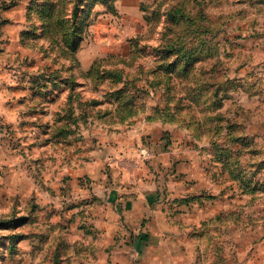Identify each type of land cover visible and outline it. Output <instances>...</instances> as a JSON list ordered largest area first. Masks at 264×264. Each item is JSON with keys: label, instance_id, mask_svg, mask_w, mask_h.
Masks as SVG:
<instances>
[{"label": "rangeland", "instance_id": "rangeland-1", "mask_svg": "<svg viewBox=\"0 0 264 264\" xmlns=\"http://www.w3.org/2000/svg\"><path fill=\"white\" fill-rule=\"evenodd\" d=\"M5 5L0 264H264V0Z\"/></svg>", "mask_w": 264, "mask_h": 264}, {"label": "crops", "instance_id": "crops-1", "mask_svg": "<svg viewBox=\"0 0 264 264\" xmlns=\"http://www.w3.org/2000/svg\"><path fill=\"white\" fill-rule=\"evenodd\" d=\"M11 7V6H10ZM8 7V8H6V9H4L3 11L2 10H0V15L3 17V18H5V19H3V20H1V21H6L4 24H0V28L2 29L1 31L3 32H6V34L5 35H7L8 34V36H11L12 35V33L10 34L9 33V31H10V29H9V22H11V23H13V21L14 22H17V21H19L18 19H16V17H15V15L13 14V13H16V9H14L13 7ZM0 16V17H1ZM12 26H13V24H12ZM11 39H7V41L6 42H9ZM12 42H13V39L11 40ZM4 53L5 54H7V55H9L10 54V52H8L7 50H4ZM121 154L123 155V153H122V148H120V147H118V149L117 150H114L113 152H112V155H113V157H112V159L114 160V159H117V158H119L118 156H120L121 157ZM95 158V157H94ZM118 160V159H117ZM127 201H123V198H121L120 200H118L117 202H116V204H117V206L118 205H120V208H122L123 209V203H125V205H127V206H129L130 207V204L132 203L131 201H129L130 199L129 198H127L126 199ZM154 198L152 197V196H148L147 198H145V197H143V196H140L139 194L136 196V201L134 202L135 204H134V207L136 208V207H138V209H139V211H142L143 213L144 212H149L150 214L151 213H153V214H158V212L159 211H157V210H154L153 209V205H154ZM128 207V208H129ZM116 208V207H115ZM131 208V207H130ZM104 224V223H103ZM108 225H103L101 228H102V230L104 231V234L106 235V237H108V244H110V243H112V238H113V225H111L110 223H107ZM160 229L161 230H163L161 227H160Z\"/></svg>", "mask_w": 264, "mask_h": 264}, {"label": "trees", "instance_id": "trees-1", "mask_svg": "<svg viewBox=\"0 0 264 264\" xmlns=\"http://www.w3.org/2000/svg\"><path fill=\"white\" fill-rule=\"evenodd\" d=\"M0 1H3V0H0ZM73 2V16H75L77 13V9H78V1L79 0H71ZM58 2V0H48V9H47V13H48V18L51 19L50 17L53 15V7L56 5V3ZM10 5H5L4 8L8 7ZM176 10H178L179 12L183 11V7H176L175 8ZM175 9L172 7L170 10H169V14H168V17L169 19L172 21V22H175V23H178V20H176L175 18ZM64 14H62L60 17H56L57 20L61 19L62 21H64ZM4 22V21H2ZM49 25L52 24V21L50 23H48ZM75 32V30H73ZM72 32L71 33V36L75 35V33ZM78 39H70V41L67 40L66 42V47L68 49H70L71 51H75L77 49V46H78Z\"/></svg>", "mask_w": 264, "mask_h": 264}]
</instances>
